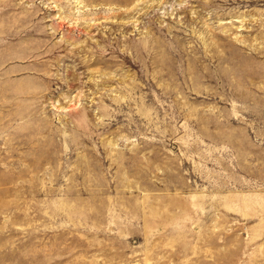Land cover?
I'll use <instances>...</instances> for the list:
<instances>
[{
	"label": "rangeland",
	"instance_id": "rangeland-1",
	"mask_svg": "<svg viewBox=\"0 0 264 264\" xmlns=\"http://www.w3.org/2000/svg\"><path fill=\"white\" fill-rule=\"evenodd\" d=\"M0 264H264V0H0Z\"/></svg>",
	"mask_w": 264,
	"mask_h": 264
},
{
	"label": "bare ground",
	"instance_id": "bare-ground-1",
	"mask_svg": "<svg viewBox=\"0 0 264 264\" xmlns=\"http://www.w3.org/2000/svg\"><path fill=\"white\" fill-rule=\"evenodd\" d=\"M7 5V4H6ZM35 11V10H34ZM30 13V12H29ZM35 12H33V14H34ZM27 16V15H26ZM28 16H29V14H28ZM26 27V26H25ZM27 28H28V26H27ZM26 28V29H27ZM29 28H32L31 26L29 27ZM34 31V30H33ZM139 45V44H138ZM141 45V44H140ZM145 42H143L142 41V47H145ZM137 48H139V46H137L136 47V49ZM158 53V52H157ZM229 55L227 56V57H225V56H223L222 57V59L225 61V62H232V64L233 65H238V66H236V67H234V68H232L233 70H235L234 72L236 73V76H238L240 79L241 78H246L247 76H249L250 74H252L253 72H252V69L250 68V67H247V66H249V65H246L244 62H246L244 59L242 60V61H240L239 59H238V55H237V53H234V52H230L229 51V53H228ZM157 59H159L158 58V56L155 54L154 55ZM153 56V58H155ZM165 57H167L166 55H165Z\"/></svg>",
	"mask_w": 264,
	"mask_h": 264
}]
</instances>
